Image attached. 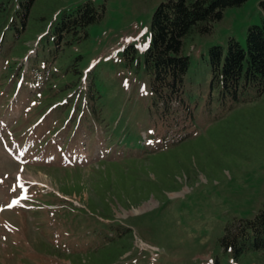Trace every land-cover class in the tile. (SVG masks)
<instances>
[{
    "label": "rangeland",
    "instance_id": "1",
    "mask_svg": "<svg viewBox=\"0 0 264 264\" xmlns=\"http://www.w3.org/2000/svg\"><path fill=\"white\" fill-rule=\"evenodd\" d=\"M81 1L62 0L55 7ZM91 1L104 5L103 18L88 27L86 38L47 57L48 76L41 63L40 73L24 72L19 92L13 79L29 64L21 55L39 49L34 44L41 32L20 38L26 47L21 55L10 42L1 48L0 264H213L216 258L226 263L218 238L263 203L264 94L225 111L215 103L208 110L206 96H199L203 103L198 101L191 118L182 111L157 117L149 111L143 51L160 0ZM260 1L227 7L210 32L191 35L185 44L188 76L204 71L209 46L225 49L228 37L245 42L248 26L261 22ZM70 75L80 93L64 89L71 86L64 83V90L56 86L35 96L46 82L60 84ZM90 81L101 93L100 106L83 91ZM63 98L65 105L59 104ZM41 127L50 130L47 153L36 141ZM29 134L26 142L35 140L30 150L26 144L11 150ZM129 169V182L142 185L130 197L132 205L114 184ZM15 178L28 187L24 201L9 207L8 199L19 192Z\"/></svg>",
    "mask_w": 264,
    "mask_h": 264
},
{
    "label": "trees",
    "instance_id": "2",
    "mask_svg": "<svg viewBox=\"0 0 264 264\" xmlns=\"http://www.w3.org/2000/svg\"><path fill=\"white\" fill-rule=\"evenodd\" d=\"M61 1L0 0V57L1 48L7 42H10L8 46L12 49L19 47L15 53L21 55V47H26L18 44L20 38L22 41L29 35L41 32L34 44L35 48L38 46L39 49L28 48V52L21 55L29 64L27 71H23L22 66L16 72L13 89L17 79H24V72L40 73L38 63L43 65L42 69L48 76L47 57H55L58 53L55 49L59 50L64 45L86 38L88 27L98 23L104 16L103 4L95 5L91 0H83L75 5L57 9L55 6ZM244 1L246 0L159 1L151 15L150 41L143 51L144 72L150 79L152 107L149 111L152 114L165 119L182 111L184 118H191L198 101L203 103L199 96H206L204 105L208 110L211 104L215 103L216 107H222L225 111L264 94V0L259 3L261 22L248 26L244 43L234 37H228L225 49L218 44L209 46L204 71L195 69L188 76L190 58L185 50L188 39L194 33L210 32L213 23L221 19L227 7L239 6ZM128 47L134 51L133 45ZM31 53L34 54L30 55ZM11 67L13 71L17 70L16 65H10ZM69 78L61 82V85L46 82L41 88L45 90L36 92L35 96L39 97L42 93L48 95V90L54 87L77 91L71 75ZM32 82L38 84L37 88L40 87L37 79ZM64 83L71 86L62 89ZM93 84L90 81L89 88L83 91L88 90L89 101L91 102V98H97L96 106H100L101 93ZM84 94H79V99H85ZM63 102L65 105V98L59 104ZM95 109L96 107L92 110ZM132 171L129 169V173L122 174L114 182L116 189L125 193L123 197L129 205H132L129 203L130 197L141 192L142 188V185L136 182H129ZM104 185L111 188L109 182H104ZM113 193L117 194L115 191ZM117 195L121 198V194ZM218 244L223 254L228 256L225 260L227 264L233 261L239 262L238 264H264V196L262 207L257 213L251 218L235 219L232 224L226 226L224 234L218 238ZM245 259L247 263H244ZM213 264H222V261L216 258Z\"/></svg>",
    "mask_w": 264,
    "mask_h": 264
},
{
    "label": "snow or ice",
    "instance_id": "3",
    "mask_svg": "<svg viewBox=\"0 0 264 264\" xmlns=\"http://www.w3.org/2000/svg\"><path fill=\"white\" fill-rule=\"evenodd\" d=\"M149 142H151V141H149ZM13 203H18V201H14ZM9 207H11L12 205L10 204V205H8Z\"/></svg>",
    "mask_w": 264,
    "mask_h": 264
}]
</instances>
